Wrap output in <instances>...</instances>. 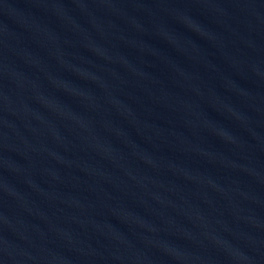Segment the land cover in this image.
<instances>
[{
  "label": "water",
  "instance_id": "1",
  "mask_svg": "<svg viewBox=\"0 0 264 264\" xmlns=\"http://www.w3.org/2000/svg\"><path fill=\"white\" fill-rule=\"evenodd\" d=\"M145 264H264V0H70Z\"/></svg>",
  "mask_w": 264,
  "mask_h": 264
}]
</instances>
